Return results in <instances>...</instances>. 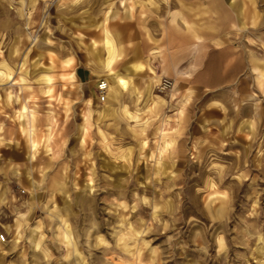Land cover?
<instances>
[{
  "label": "rangeland",
  "instance_id": "1",
  "mask_svg": "<svg viewBox=\"0 0 264 264\" xmlns=\"http://www.w3.org/2000/svg\"><path fill=\"white\" fill-rule=\"evenodd\" d=\"M234 1L0 0V264H264V0Z\"/></svg>",
  "mask_w": 264,
  "mask_h": 264
},
{
  "label": "crops",
  "instance_id": "2",
  "mask_svg": "<svg viewBox=\"0 0 264 264\" xmlns=\"http://www.w3.org/2000/svg\"><path fill=\"white\" fill-rule=\"evenodd\" d=\"M210 7L212 8V11L213 13H215L217 16H219L220 18L223 16V8H227L228 9V12H229V15L230 16V13L233 11V12H236V17L237 19H240L241 17H245L246 16V10L244 11L240 6L239 4H237L234 0H210ZM223 22V21H222ZM221 25H223V23H221ZM225 25V24H224ZM218 51H220V49H218ZM228 50H224L223 52L224 53H228L227 52ZM251 61H253L251 59ZM134 62H137V61H134ZM132 62V63H134ZM138 63V62H137ZM136 63V64H137ZM211 64H208V73L211 75L209 76V80H213L215 79L216 77L212 76V73L215 72L214 68L212 70V67L210 66ZM253 68V67H252ZM142 68H135V71H141ZM151 70L153 71L154 75L157 76V77H160L159 74L156 73V71L154 69L151 68ZM250 70H251V66H250ZM76 72V76L78 78V80L80 81V83L84 84L86 87H93L95 86V84L93 83V78L91 77L90 73L85 70V68H76L75 70ZM259 72H264V71H259ZM218 79V78H217ZM221 79V78H220ZM88 90V88L86 89ZM83 91L81 90V93H85L87 91ZM214 103H219V104H223L219 101H212Z\"/></svg>",
  "mask_w": 264,
  "mask_h": 264
},
{
  "label": "bare ground",
  "instance_id": "3",
  "mask_svg": "<svg viewBox=\"0 0 264 264\" xmlns=\"http://www.w3.org/2000/svg\"><path fill=\"white\" fill-rule=\"evenodd\" d=\"M120 5L121 6H124V2L123 1H121L120 2ZM125 7V6H124ZM126 8V11L127 12H131V5L130 4H128L127 5V7H125ZM110 39V38H109ZM109 39L106 37V39H105V42H106V44H109L110 43V41H109ZM108 46V45H107ZM113 54V53H112ZM113 57V56H112ZM109 60H107V62H108ZM110 64V63H109ZM109 67V66H108ZM115 75V74H114ZM9 78L11 77V76H8ZM49 80V79H48ZM109 81H111V82H114L116 85H119V86H121L122 88L124 87L125 88V83H124V80L121 78V77H119V76H114V78H112V79H110ZM105 84H106V82H105ZM106 86H107V84H106ZM127 86V85H126ZM7 89V88H6ZM114 92V91H113ZM11 96V95H10ZM33 106V105H32ZM225 107V106H224ZM27 112H28V106L26 105V104H24V105H22V107L19 109V120H24V118L26 117V115H27ZM88 115V114H87ZM84 119H85V117H84ZM247 123V122H246ZM251 125H253V124H251ZM48 127V126H47ZM21 133H22V131H21ZM82 138H84L83 136H82ZM82 140V139H81ZM32 148L35 146V143H32ZM31 148V149H32Z\"/></svg>",
  "mask_w": 264,
  "mask_h": 264
},
{
  "label": "built area",
  "instance_id": "4",
  "mask_svg": "<svg viewBox=\"0 0 264 264\" xmlns=\"http://www.w3.org/2000/svg\"><path fill=\"white\" fill-rule=\"evenodd\" d=\"M172 86V82L169 78H161L157 84V89L158 90H167ZM97 89L99 92H103L106 89V84L105 81L103 79H100L97 83ZM7 237L6 234L4 233H0V242H4L6 241Z\"/></svg>",
  "mask_w": 264,
  "mask_h": 264
}]
</instances>
